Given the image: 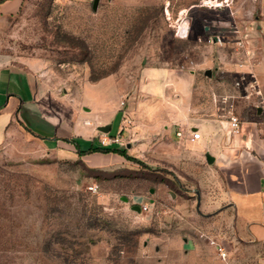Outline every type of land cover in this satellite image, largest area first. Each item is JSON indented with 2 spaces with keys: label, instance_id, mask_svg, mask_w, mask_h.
<instances>
[{
  "label": "rangeland",
  "instance_id": "rangeland-1",
  "mask_svg": "<svg viewBox=\"0 0 264 264\" xmlns=\"http://www.w3.org/2000/svg\"><path fill=\"white\" fill-rule=\"evenodd\" d=\"M22 1L0 33V55L80 110L115 99L129 119L119 149L135 161L90 168L11 130L0 141V264H159L161 235L196 233L198 184L168 154L176 146L175 80L204 78L208 38L255 15L258 0ZM234 83L210 89L216 105L233 110L245 93ZM160 186L187 207L159 199Z\"/></svg>",
  "mask_w": 264,
  "mask_h": 264
},
{
  "label": "crops",
  "instance_id": "crops-1",
  "mask_svg": "<svg viewBox=\"0 0 264 264\" xmlns=\"http://www.w3.org/2000/svg\"><path fill=\"white\" fill-rule=\"evenodd\" d=\"M22 3L0 0V33L19 13ZM249 16L234 26L237 35L231 29L234 27L229 31L216 28L224 33V44L210 47L204 78L190 75L175 80L174 134L167 126V118L160 119L165 124L160 131L170 132L171 140L175 137L172 141L176 146L169 156L182 162V169H188L198 189L193 191L197 198L195 236L168 241L161 235L159 248L153 246L161 258L159 264L171 263L168 260L172 250L176 259L173 264L222 263L210 241L226 252L225 264H264V0H258L255 15ZM237 39L244 41L243 48L236 47ZM233 82L239 83L244 96L232 105L233 110L216 105L215 92L210 89ZM205 87L206 99L201 90ZM232 116L240 127L235 135L229 125ZM123 117L126 115L115 99L90 102L80 110L76 103L57 96L31 71L0 55V141L11 130L20 128L58 158H79L87 167L105 169L111 162L122 164V158L112 153L79 157L74 145L81 151L99 147L100 127H108V132L103 133L107 136L121 135L128 130ZM148 130L158 131L154 125ZM179 130L181 137L176 136ZM189 130L197 132L199 138L191 140ZM206 155L213 159L211 164L206 162ZM156 194L162 200L170 198L176 206L188 205L179 202L164 186ZM151 206L152 203L150 209ZM151 244L146 248L151 249ZM200 247L207 249L206 259Z\"/></svg>",
  "mask_w": 264,
  "mask_h": 264
},
{
  "label": "built area",
  "instance_id": "built-area-1",
  "mask_svg": "<svg viewBox=\"0 0 264 264\" xmlns=\"http://www.w3.org/2000/svg\"><path fill=\"white\" fill-rule=\"evenodd\" d=\"M232 31L234 34H238V31L235 27L232 29ZM207 43L210 45L221 46L224 44V40L219 35H213V36L208 38ZM234 43H235L237 48H243L244 47V41L243 40L237 39L234 41ZM235 85L239 86V83L236 82ZM121 105H123V102H121ZM123 120H124L125 125L127 126L129 119H127L126 117H123ZM126 122H127V124H126ZM125 125H124V127H125ZM229 125H230V130H231L232 134L235 135V134L239 133L240 127H239V123H238V120L236 117H234V116L230 117ZM181 133L182 132L180 130L177 131L176 136L181 137V135H182ZM198 138H199V134L197 132H195V131L190 132V139L191 140H197ZM114 144L115 145H121L120 135L115 136V137H110V136H107L106 134L102 133L98 137V146L99 147L105 148V147H109L110 145H114ZM143 210L146 211L147 207L143 206ZM210 244L215 246L218 256L220 257V259L222 261H225L227 256H226V252L224 251V249L218 245H215L213 241H210Z\"/></svg>",
  "mask_w": 264,
  "mask_h": 264
},
{
  "label": "trees",
  "instance_id": "trees-1",
  "mask_svg": "<svg viewBox=\"0 0 264 264\" xmlns=\"http://www.w3.org/2000/svg\"><path fill=\"white\" fill-rule=\"evenodd\" d=\"M76 153L79 157L84 156V155H88V154H92V153H101V154H116L120 157H122L123 159H125L126 161H135L133 158H131L129 155H127V153L124 150L121 149H117V148H102V147H97V148H88L86 151H81L77 145H74Z\"/></svg>",
  "mask_w": 264,
  "mask_h": 264
},
{
  "label": "water",
  "instance_id": "water-1",
  "mask_svg": "<svg viewBox=\"0 0 264 264\" xmlns=\"http://www.w3.org/2000/svg\"><path fill=\"white\" fill-rule=\"evenodd\" d=\"M205 75L209 76V75H210V72H209V71H206V72H205ZM108 130H109L108 127H100V128L98 129V131L101 132V133H107ZM205 159H206V162H207L208 164H211V163L213 162V159H212L209 155H206V156H205ZM135 209H136L137 211L139 210L137 207H135Z\"/></svg>",
  "mask_w": 264,
  "mask_h": 264
}]
</instances>
